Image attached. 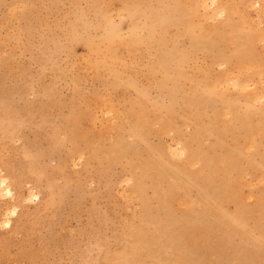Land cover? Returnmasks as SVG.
Masks as SVG:
<instances>
[{
	"label": "rangeland",
	"instance_id": "obj_1",
	"mask_svg": "<svg viewBox=\"0 0 264 264\" xmlns=\"http://www.w3.org/2000/svg\"><path fill=\"white\" fill-rule=\"evenodd\" d=\"M2 177L0 264H264V0H0Z\"/></svg>",
	"mask_w": 264,
	"mask_h": 264
},
{
	"label": "bare ground",
	"instance_id": "obj_2",
	"mask_svg": "<svg viewBox=\"0 0 264 264\" xmlns=\"http://www.w3.org/2000/svg\"><path fill=\"white\" fill-rule=\"evenodd\" d=\"M206 1V0H205ZM212 4L215 5L217 0H211ZM205 8V7H204ZM0 188L2 189L0 192L3 194H5L6 196H11L13 197V190L11 189V187L8 184V179L5 177H2L0 180ZM37 196V195H36ZM8 212V211H7ZM6 212V213H7ZM16 212V209L12 210V215H14ZM6 226H10V219H7L6 222H4Z\"/></svg>",
	"mask_w": 264,
	"mask_h": 264
}]
</instances>
